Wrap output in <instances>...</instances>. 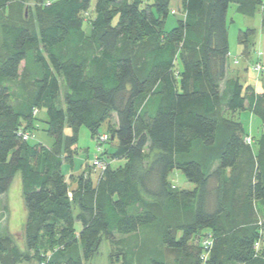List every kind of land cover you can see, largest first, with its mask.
<instances>
[{
    "label": "trees",
    "instance_id": "1",
    "mask_svg": "<svg viewBox=\"0 0 264 264\" xmlns=\"http://www.w3.org/2000/svg\"><path fill=\"white\" fill-rule=\"evenodd\" d=\"M10 2L0 0V195L19 177L26 247L37 248L43 233L56 234L52 246L68 249L61 264H82L101 240L155 225L162 245L177 256L170 263L148 256L145 264H264V221L251 224L232 215L219 187L213 207L207 201L210 179L226 181L227 169L253 143L242 136L235 111L247 109L259 118L258 163H264V54L251 53L256 29L239 27L235 36L244 61L239 67L238 57L229 61L226 19L232 5L253 17L263 0H180V12L169 7L171 0H48L35 25L1 17ZM177 13L167 28V18ZM22 62L31 73L29 94H20L21 87L13 91ZM256 63L263 68L255 71ZM240 67L255 74L260 92L238 74ZM41 108L55 137L51 149L20 134L32 129ZM111 113L116 123L106 133L116 144L110 156L106 150L96 155L103 169L92 181L87 173L93 164H87V177L78 175L70 189L62 163L73 150L68 154L65 140L75 146L81 126L91 136L101 133ZM66 127L70 135H64ZM215 146L211 170L204 150ZM114 158L124 165L112 168ZM174 170L193 188L173 187ZM245 197L264 204L260 168ZM202 240L209 241L207 248ZM6 254L11 264H21L18 247L0 236V256ZM42 261L52 264V254L41 255L37 264Z\"/></svg>",
    "mask_w": 264,
    "mask_h": 264
},
{
    "label": "rangeland",
    "instance_id": "2",
    "mask_svg": "<svg viewBox=\"0 0 264 264\" xmlns=\"http://www.w3.org/2000/svg\"><path fill=\"white\" fill-rule=\"evenodd\" d=\"M43 1L48 0H11L7 8L1 14V17L5 18L6 20H16L21 23L27 22L35 25ZM94 2L95 0H92V5L94 4ZM169 7L178 10L177 12L181 11L180 3L176 6L173 3V0H171ZM89 12L90 13L84 14L86 21H90L94 16L92 10ZM178 16L179 13L173 16L170 15L166 20L167 22L165 26L167 28H169V26H172V23H175V18ZM246 19L247 18H245L244 16H241L235 12V8L233 5L230 6L227 15V22L232 40H230L229 43L228 60L231 61L233 60V58L238 57L241 61L238 65H236V67H239L243 63L244 59L242 57V48L237 43L235 33L239 26H242L246 23H244L243 21H250ZM89 27L90 25L86 23V29H88ZM257 49L263 51L264 44L262 45L256 39L254 41V47L251 48V53H254ZM263 57L264 55L261 56V59H263ZM20 73V78L16 80V83L13 85L15 87H13V91L17 92L19 91V87H21L22 92L20 94H29L31 92V73L29 71V66L24 62H22L20 65ZM249 73H251L250 79L255 78V74L252 73V71L249 70ZM64 90L65 88L63 84H61L59 95L56 99L59 106L62 105V94ZM34 115H36V117L33 121L32 129L28 128L27 130L29 132L25 131L24 133L28 135L27 138L32 144L38 143L51 149L54 146L55 137L52 133L49 132L46 110L44 108H41L39 112L36 111ZM235 116L236 118H238V114H236ZM115 119V114L111 113L108 120L110 121L109 128H107V122L105 121L99 127V132L101 133L95 134L94 136H91L89 130L85 126H81L78 131L75 146H72L74 143L70 138L65 140V147L67 149L69 148V150L67 151L68 154L71 153V147L73 150L70 157L64 158L62 163V171L67 177L66 179H68L69 174L73 175L74 177L83 174L85 178L87 177L85 166L87 164H93L94 159H96L94 156L96 155L97 147L102 150H106L107 155L110 156V151L116 144V139H113L112 143L109 144L110 140L108 139V133L106 132H110L112 130V125L116 123ZM239 119H241V122L243 124L242 136L249 135L252 138L253 143L250 147L244 148L236 165L233 168L227 169L226 181H223L221 183V181H219V178L210 179V182L208 184V207H213L216 190L219 187L221 199L227 205L226 207H230L233 213L232 215H236L235 217L241 218L242 222L256 224L261 221L259 223L262 224L264 221V204L250 201L245 197L246 188L254 181V175L258 168H260L262 175L264 176V163L262 165L258 163L257 153V148L261 144V141H259V144H257V141L261 137L262 125L260 124V120L257 116H252L248 112H243L238 120ZM70 133V129L66 127L64 129V135H70ZM100 135H107V139H100ZM215 151L216 146L214 148L204 150L205 159H207L208 162L207 165L211 170L216 166V161L214 159V153L216 154ZM198 155L200 156L202 155V153L199 152ZM122 165H124V159H112V168H118ZM89 170H91L90 176L92 180L96 181L101 170L94 165H92ZM73 176L72 178H70V180H67L69 183V187L70 182L74 180ZM16 181L17 179H15L13 183H16ZM169 182L173 187H177L180 189H191L194 186V184L189 182L186 179L185 175L179 170H174L169 175ZM1 199V203H5V195ZM247 211L248 213H250V215L247 216L248 218H245V215L248 214ZM1 212L0 223L3 224L0 225V234L4 238L5 244H7L9 247L12 245L17 246L20 250V253L23 254L24 257L22 256L21 264H37V259H39L41 255L46 254H52V264H61V262L67 257L65 255V252L68 249L66 251L59 252L57 251L55 246H52L57 237L56 234L52 235L43 233L38 247L29 250L26 247L25 227L22 226L14 229L10 228L7 223H5L6 214L4 212ZM75 224L76 228L79 229L81 226L80 223L76 222ZM206 236L207 235L203 236V240L207 238ZM174 255L176 254L166 249L162 245L159 239L158 226L154 225L144 226L134 234H116L113 239L101 240L100 243L95 247L91 257L88 260H82V264H145L148 256L162 257L170 263ZM11 262L12 256L8 254L0 256V264H11Z\"/></svg>",
    "mask_w": 264,
    "mask_h": 264
},
{
    "label": "crops",
    "instance_id": "3",
    "mask_svg": "<svg viewBox=\"0 0 264 264\" xmlns=\"http://www.w3.org/2000/svg\"><path fill=\"white\" fill-rule=\"evenodd\" d=\"M173 3L177 6L180 3V0H173ZM230 8V7H229ZM174 9V8H173ZM229 12V11H228ZM236 12V11H235ZM237 13V12H236ZM228 14V13H227ZM264 15V0H263V4L260 6V8L257 10V12L255 13V15L253 17H250L246 20H250V21H243L245 24H243L242 26L239 27H253L256 29V37H257V41L259 43H261L262 45L264 44V28L261 27V19ZM227 19V17H226ZM230 40H232V36L229 32V27H228V41L230 43ZM233 40H234V36H233ZM263 54H264V50H263ZM244 66H246L244 64ZM243 66V67H244ZM238 74H240L241 76H245L244 79H246L247 84H251L253 90L255 92H260L262 90V83L258 84L257 86L254 85L253 79H250V73L248 70H244V68L241 70V67L239 69V71H237ZM235 73H232L231 71H228V75L230 76H234ZM248 79V80H247ZM248 92L251 91L250 88L247 89ZM243 112H248L250 113L247 109H242L241 111H235V115L238 114V118L241 117V114ZM240 114V115H239ZM251 114V113H250ZM253 116V114H251ZM250 118V117H249ZM241 121V119H239ZM89 176L91 175V173H87ZM71 175L69 174L68 179L70 180ZM77 176L74 177V180L72 182H70V189H74L77 186ZM67 177L65 176V179ZM91 178V176H90ZM17 181L16 183H13L10 188L8 189V191L4 194L0 195V212H4L6 214V219H5V223H7V225L10 228H18V227H25L26 224V217H27V211L23 202V198H22V193H21V183H20V179L19 177L16 178ZM66 179V181L68 180ZM92 179V178H91ZM93 181V180H92ZM5 195V203H1L2 201V197H4ZM1 212V213H2ZM3 223H0V225ZM0 236H2L0 234Z\"/></svg>",
    "mask_w": 264,
    "mask_h": 264
},
{
    "label": "built area",
    "instance_id": "4",
    "mask_svg": "<svg viewBox=\"0 0 264 264\" xmlns=\"http://www.w3.org/2000/svg\"><path fill=\"white\" fill-rule=\"evenodd\" d=\"M263 67H261V65H260V63H256L254 66H253V69L255 70V71H258V70H260V69H262ZM21 135H22V138L23 139H28L27 138V134L26 133H20ZM100 137V139H102V140H105V139H107V135H100L99 136ZM244 141L247 143V144H250L251 143V138L249 137V136H246L245 138H244ZM101 152H103V150L102 149H100L99 147H97V149H96V155L98 154V153H100L101 154ZM94 156L96 159H94V161H93V165L96 167H98L100 170L101 169H103V167H104V164L102 163V161H101V159H99L97 156ZM209 244V241L208 240H206V241H203L202 242V245H203V247H205V248H207L206 246ZM257 244L258 243H255V245L257 246ZM40 264H47L45 261H42Z\"/></svg>",
    "mask_w": 264,
    "mask_h": 264
}]
</instances>
